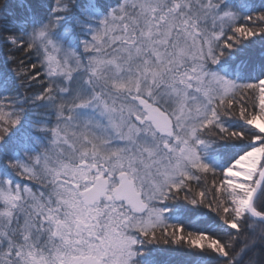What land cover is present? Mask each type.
Returning <instances> with one entry per match:
<instances>
[{"label": "snow or ice", "instance_id": "obj_1", "mask_svg": "<svg viewBox=\"0 0 264 264\" xmlns=\"http://www.w3.org/2000/svg\"><path fill=\"white\" fill-rule=\"evenodd\" d=\"M0 264H264V0H0Z\"/></svg>", "mask_w": 264, "mask_h": 264}, {"label": "trees", "instance_id": "obj_2", "mask_svg": "<svg viewBox=\"0 0 264 264\" xmlns=\"http://www.w3.org/2000/svg\"><path fill=\"white\" fill-rule=\"evenodd\" d=\"M201 219H203V217H201V216H194L193 218H192V223L193 224H196L198 221H200Z\"/></svg>", "mask_w": 264, "mask_h": 264}]
</instances>
